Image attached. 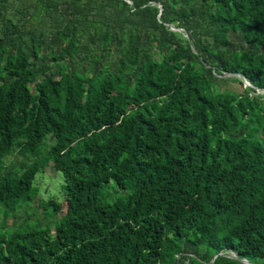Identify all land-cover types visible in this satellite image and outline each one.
Masks as SVG:
<instances>
[{
    "label": "trees",
    "instance_id": "1",
    "mask_svg": "<svg viewBox=\"0 0 264 264\" xmlns=\"http://www.w3.org/2000/svg\"><path fill=\"white\" fill-rule=\"evenodd\" d=\"M244 260L264 264V0H0V264Z\"/></svg>",
    "mask_w": 264,
    "mask_h": 264
},
{
    "label": "rangeland",
    "instance_id": "2",
    "mask_svg": "<svg viewBox=\"0 0 264 264\" xmlns=\"http://www.w3.org/2000/svg\"><path fill=\"white\" fill-rule=\"evenodd\" d=\"M225 86L228 90H231L234 93L241 94L243 92L242 86L239 85L238 83H227V84H225ZM12 160H14V157L10 156L7 158L6 161L9 162ZM57 175H58L57 176L58 181L56 180V177H52L53 174L51 173V170L49 168H47V169H45L44 174L41 176L43 180H42V183H40V188H41V190L45 189L44 191L49 190V188L51 186L52 190L55 192L54 196H56V197L59 196L58 192H59L60 184L62 181L61 174L58 173ZM54 181H56V183H54ZM51 194L53 195V193H51ZM66 205H67V203L64 200V202L61 203V207L63 208ZM26 210H27V208H26ZM29 212L33 213V210H29ZM40 212L41 211H39V210H34L33 214L38 217ZM26 214L23 212H20V213H18V216H23V215L26 216ZM32 219L35 220V217H33ZM40 219H41V222H43V219L41 217H40ZM20 221H22L20 217L9 219L7 221L8 230H10L12 226L17 225ZM44 222H45V220H44Z\"/></svg>",
    "mask_w": 264,
    "mask_h": 264
},
{
    "label": "water",
    "instance_id": "3",
    "mask_svg": "<svg viewBox=\"0 0 264 264\" xmlns=\"http://www.w3.org/2000/svg\"><path fill=\"white\" fill-rule=\"evenodd\" d=\"M245 85H246V86H250V84H249V83H247V82H245ZM213 259H214V257H213ZM243 263H245V264H246V263H247V261H246V260H244V261H243Z\"/></svg>",
    "mask_w": 264,
    "mask_h": 264
},
{
    "label": "built area",
    "instance_id": "4",
    "mask_svg": "<svg viewBox=\"0 0 264 264\" xmlns=\"http://www.w3.org/2000/svg\"><path fill=\"white\" fill-rule=\"evenodd\" d=\"M177 258H179V256H177ZM184 264H188L187 262H184Z\"/></svg>",
    "mask_w": 264,
    "mask_h": 264
}]
</instances>
